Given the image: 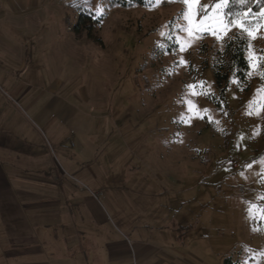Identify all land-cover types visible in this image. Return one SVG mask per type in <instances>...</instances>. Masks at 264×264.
I'll list each match as a JSON object with an SVG mask.
<instances>
[{"label":"rangeland","instance_id":"1","mask_svg":"<svg viewBox=\"0 0 264 264\" xmlns=\"http://www.w3.org/2000/svg\"><path fill=\"white\" fill-rule=\"evenodd\" d=\"M57 1L38 14L39 26L0 30L17 49L9 54L0 45V212L10 197L112 196L120 200L116 211L129 200L136 213L144 203L158 208L153 225L162 223L165 235L179 229L178 241L264 264V219L247 211L254 200L264 207V113L246 114L264 88V27L250 42L236 28L227 32L247 39L256 67L245 81L231 80L219 109L211 100L220 97L212 65L225 41L177 37L187 27L180 0L130 8ZM78 7L103 19L95 38L75 32ZM202 82L193 90L201 94L191 95L188 85ZM49 183L54 191L44 190ZM102 207L114 222L110 205Z\"/></svg>","mask_w":264,"mask_h":264},{"label":"crops","instance_id":"2","mask_svg":"<svg viewBox=\"0 0 264 264\" xmlns=\"http://www.w3.org/2000/svg\"><path fill=\"white\" fill-rule=\"evenodd\" d=\"M59 5L57 0H0V30L3 25L33 29L39 26V13ZM1 44L9 54L16 53L0 31ZM2 67L0 62V71ZM55 186L49 183L44 190L54 191ZM63 193L3 200L0 264H223L227 256L178 241L179 229L165 235L162 223L153 225L160 219L158 208L153 211L146 203L142 214L136 213L132 200L128 209L119 205L116 211L120 200L112 196ZM102 203L113 209L114 222Z\"/></svg>","mask_w":264,"mask_h":264},{"label":"snow or ice","instance_id":"3","mask_svg":"<svg viewBox=\"0 0 264 264\" xmlns=\"http://www.w3.org/2000/svg\"><path fill=\"white\" fill-rule=\"evenodd\" d=\"M154 3H159L160 0H153ZM165 2H174V0H165ZM181 3L185 4L187 7V11L183 14L182 18L186 21L187 27H183L178 29L177 37L180 36V33L183 32L189 38H198V39H205L211 36L214 38L218 43H223L226 38L227 32L232 29L236 28L237 31L244 35L246 34L248 37V41L257 38V30L264 25H261L260 19L264 18V11L257 14H252L248 11V7L252 0H233V2L239 3L241 6V10L237 12L234 16L229 15L225 9L230 7V0H218L211 9L208 6H200V0H180ZM264 3V0H261ZM104 9L102 7L97 9V16L103 14ZM255 17V19H253ZM177 37H173V39H177ZM240 39V36L237 37ZM247 43V47L245 51L248 50L250 47V43ZM185 48L184 44L180 45L181 51ZM259 61V58H257ZM262 65H264V61H259ZM187 62L184 60H180L178 65H185ZM249 67L254 68L256 64L253 63V60L249 58ZM259 78L262 82H264V72L260 73ZM234 83H239V81L234 80ZM197 87L201 89L204 87L203 82L197 85H188L189 93L191 95H200V92L193 91ZM207 95V93H205ZM257 96L259 99L252 100L249 105L246 114L247 115H260L264 113V88L258 90ZM189 106V112L192 111V104L191 100L187 101ZM207 112V109L203 110ZM192 117H189V121ZM197 118L203 119V116H198ZM211 120V117H209ZM261 164H264V157L260 160ZM248 167H252L248 165ZM243 175V173H241ZM260 175L264 176V171L260 172ZM264 182V181H262ZM258 199L264 200V195L259 196ZM250 218L255 219L257 216L264 219V207L258 206L255 203V200L249 202L248 209H247ZM244 264V262H242Z\"/></svg>","mask_w":264,"mask_h":264},{"label":"trees","instance_id":"4","mask_svg":"<svg viewBox=\"0 0 264 264\" xmlns=\"http://www.w3.org/2000/svg\"><path fill=\"white\" fill-rule=\"evenodd\" d=\"M83 0H75L72 4L77 7V4ZM112 6H121L124 8H130L134 6H146L145 0H108ZM241 10L240 4L235 6L233 4L227 9L228 14L235 15ZM248 11L252 14H259L264 11V3L261 0H252L248 7ZM79 18L74 30L77 34H80L84 31L89 33V36L95 38L94 30L95 25H101L103 19L97 18L90 9L78 7ZM240 36V39L237 37ZM247 39L240 34L230 35L226 38L224 42L223 49L216 50L214 52L215 59L212 65L214 71L216 83L220 88V97H212L211 100L216 104L220 109L221 103L220 100L225 101V91L229 86L231 80L236 77L240 81H245L248 73L250 71L249 59L247 58ZM204 50H207V47H204ZM264 61V60H261ZM261 73L264 72V65L260 63ZM264 120V116H263ZM264 124V121H263ZM264 130V128H263ZM243 261L236 259L233 255L226 256L224 258L223 264H242ZM245 264V263H244Z\"/></svg>","mask_w":264,"mask_h":264}]
</instances>
